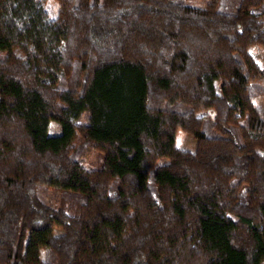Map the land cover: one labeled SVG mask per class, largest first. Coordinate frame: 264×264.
Returning a JSON list of instances; mask_svg holds the SVG:
<instances>
[{"label": "trees", "instance_id": "1", "mask_svg": "<svg viewBox=\"0 0 264 264\" xmlns=\"http://www.w3.org/2000/svg\"><path fill=\"white\" fill-rule=\"evenodd\" d=\"M259 47L264 0H0V264H263Z\"/></svg>", "mask_w": 264, "mask_h": 264}, {"label": "rangeland", "instance_id": "2", "mask_svg": "<svg viewBox=\"0 0 264 264\" xmlns=\"http://www.w3.org/2000/svg\"><path fill=\"white\" fill-rule=\"evenodd\" d=\"M252 52L255 53L258 56V60L260 63L264 62V49L262 47L259 48H254L252 49ZM254 103L264 105V95H260L256 98H254ZM50 121L49 123H51ZM175 138H176V143L179 146L186 147V148H191L193 144L192 138L187 135L186 133L182 132L181 130H177L175 133ZM94 151L91 148H88L85 150L83 153V162L87 165L93 164L94 163ZM264 264V260H263Z\"/></svg>", "mask_w": 264, "mask_h": 264}]
</instances>
